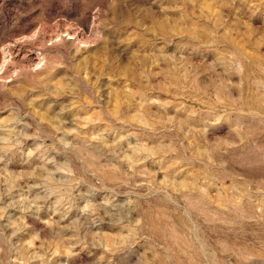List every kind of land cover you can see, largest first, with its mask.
<instances>
[{
  "label": "rangeland",
  "instance_id": "1",
  "mask_svg": "<svg viewBox=\"0 0 264 264\" xmlns=\"http://www.w3.org/2000/svg\"><path fill=\"white\" fill-rule=\"evenodd\" d=\"M0 264H264V0H0Z\"/></svg>",
  "mask_w": 264,
  "mask_h": 264
}]
</instances>
